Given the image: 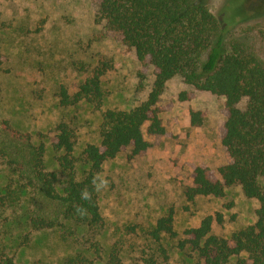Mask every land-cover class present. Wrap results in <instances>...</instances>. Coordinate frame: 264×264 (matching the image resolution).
I'll use <instances>...</instances> for the list:
<instances>
[{
  "label": "rangeland",
  "instance_id": "rangeland-1",
  "mask_svg": "<svg viewBox=\"0 0 264 264\" xmlns=\"http://www.w3.org/2000/svg\"><path fill=\"white\" fill-rule=\"evenodd\" d=\"M207 1L211 12L218 15L223 0ZM251 1L243 0L245 5ZM97 9L93 0H0V119L30 133L34 142L46 136L47 170L57 169V153L48 138L57 123H67L75 133L79 177L87 169L83 148L100 141L102 112L136 106L146 98L153 81L152 65L147 60L140 63L132 48L106 30ZM228 33L247 40L264 60L262 18H249ZM101 63H106V70L100 79V103L60 105V86L70 90ZM180 91L192 92L193 97L180 101ZM223 101L220 96L194 90L177 76L169 79L159 102L164 133L151 136L144 131L149 146L142 155L131 156L127 149L102 163L96 177L108 184L97 192L103 225L94 237L104 258L116 247L126 264L144 255L154 256L160 264H198L191 248H178V238L162 234L156 242L149 236L157 218L169 209L174 211L173 226L180 238L184 229L215 211L223 221L213 225L212 233L220 236L228 237L255 221L258 202L247 198L237 184L226 187L219 199L199 197L186 203L183 196L194 166L204 164L215 170L227 161L218 130L225 119ZM244 104L242 98L237 106ZM190 110L203 111L200 126L189 124ZM11 177L13 173L0 159V192ZM28 198L19 193L0 207V253L11 255L16 264H63L66 257L82 252L102 264L83 244L90 233L86 227L65 222L75 231L73 235L60 228L31 229Z\"/></svg>",
  "mask_w": 264,
  "mask_h": 264
},
{
  "label": "trees",
  "instance_id": "trees-1",
  "mask_svg": "<svg viewBox=\"0 0 264 264\" xmlns=\"http://www.w3.org/2000/svg\"><path fill=\"white\" fill-rule=\"evenodd\" d=\"M93 1L98 5L97 18L106 30L132 48L140 63L147 60L152 65L153 81L147 96L130 109L102 112L100 141L83 148L87 169L80 177L74 154L75 133L67 123H57L48 138L57 153V169L47 170L46 136L40 135V141L34 142L30 133L14 128L8 119H0V159L13 173L0 192V207L19 193H26L31 229L60 228L73 235L75 231L65 222L86 227L90 233L83 244L95 259L102 264H126L116 247L104 258L101 244L94 237L103 225V216L93 179L102 163L120 152L128 149L131 156L142 155L149 146L144 131L151 136L164 133L159 102L165 83L177 76L196 91L222 97L225 110L218 130L227 161L215 170L204 164L194 166L190 182L183 189L185 202L192 203L199 197L222 198L226 187L237 184L247 198L258 202L256 219L224 237L212 233L213 225L223 221L222 214L215 211L203 216L196 226L184 229L180 238L173 226L174 211L169 209L157 218L148 234L156 242L162 234L178 238V248H191L198 264H264V60L247 40L228 33L249 18L264 20V0H252L248 5L243 0H223L218 15L211 12L207 0ZM105 70L106 63H101L70 90L60 86L59 104H99L103 96L100 79ZM192 97V92L178 93L180 101ZM242 98L245 104L239 108ZM203 117V111L190 110L189 124L200 126ZM84 191L90 199H82ZM78 207L86 214L80 215ZM0 264L16 263L11 255L0 253ZM63 264L95 261L77 252L66 257ZM131 264L160 263L154 256L144 255Z\"/></svg>",
  "mask_w": 264,
  "mask_h": 264
},
{
  "label": "clouds",
  "instance_id": "clouds-1",
  "mask_svg": "<svg viewBox=\"0 0 264 264\" xmlns=\"http://www.w3.org/2000/svg\"><path fill=\"white\" fill-rule=\"evenodd\" d=\"M99 180V182H97ZM108 184V181L105 179H100L99 177H94L93 179V185H94V189L95 191L99 192L102 189L106 188ZM82 199L88 200L90 199V194L86 191L82 192ZM77 211L80 213V215H85L86 214V210L83 209L82 207H78Z\"/></svg>",
  "mask_w": 264,
  "mask_h": 264
}]
</instances>
